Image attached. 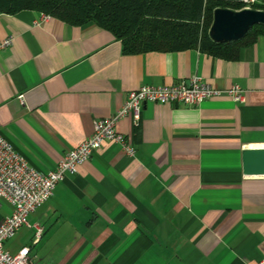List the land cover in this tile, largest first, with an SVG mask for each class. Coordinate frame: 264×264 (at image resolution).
<instances>
[{
  "label": "crops",
  "instance_id": "obj_1",
  "mask_svg": "<svg viewBox=\"0 0 264 264\" xmlns=\"http://www.w3.org/2000/svg\"><path fill=\"white\" fill-rule=\"evenodd\" d=\"M6 38L13 42L0 51V133L42 173L141 86L198 75L215 88L245 91L243 102L146 103L138 126L131 117L117 122L135 156L105 141L58 184L30 216L45 227L32 248L37 264L264 261V176L243 172V151L264 147V35L237 60L198 49L128 54L94 23L74 26L24 10L0 13ZM0 203L1 222L13 207ZM33 234L20 229L5 249L31 246Z\"/></svg>",
  "mask_w": 264,
  "mask_h": 264
},
{
  "label": "built area",
  "instance_id": "obj_2",
  "mask_svg": "<svg viewBox=\"0 0 264 264\" xmlns=\"http://www.w3.org/2000/svg\"><path fill=\"white\" fill-rule=\"evenodd\" d=\"M257 1L242 0L244 8H251ZM48 17L43 14V19ZM12 42V38L0 40V51L10 47ZM223 96L231 97L235 102H243L245 91L239 84L227 89L215 88L198 75L192 76L187 83L141 86L128 93L124 105L115 115L95 121L92 135L77 148L68 151L56 168L47 173L31 167L25 157L0 133V199L6 200L13 207L11 215L0 222V264H37L32 248L41 240L45 227L32 225L30 216L50 199L58 184L68 175L76 174L78 167L89 161L105 141L119 145L128 157L135 156L134 145L116 130L117 122L131 117L134 125L138 126L146 103L198 106L208 99ZM24 227L34 228L32 245H26L16 253L6 250V241ZM260 264H264V261Z\"/></svg>",
  "mask_w": 264,
  "mask_h": 264
},
{
  "label": "trees",
  "instance_id": "obj_3",
  "mask_svg": "<svg viewBox=\"0 0 264 264\" xmlns=\"http://www.w3.org/2000/svg\"><path fill=\"white\" fill-rule=\"evenodd\" d=\"M242 0H0V13L40 12L70 25L94 23L110 31L128 54L198 49L237 60L264 35L256 25L241 40L217 43L209 36L217 8L241 10ZM251 8L264 11V0Z\"/></svg>",
  "mask_w": 264,
  "mask_h": 264
},
{
  "label": "water",
  "instance_id": "obj_4",
  "mask_svg": "<svg viewBox=\"0 0 264 264\" xmlns=\"http://www.w3.org/2000/svg\"><path fill=\"white\" fill-rule=\"evenodd\" d=\"M256 25L264 26L263 10L217 8L209 36L217 43H231L243 39ZM243 172L246 176H264V147L243 151Z\"/></svg>",
  "mask_w": 264,
  "mask_h": 264
},
{
  "label": "rangeland",
  "instance_id": "obj_5",
  "mask_svg": "<svg viewBox=\"0 0 264 264\" xmlns=\"http://www.w3.org/2000/svg\"><path fill=\"white\" fill-rule=\"evenodd\" d=\"M17 238H18V234H17V236H16L12 241L17 240ZM12 241H10V242H12ZM15 243H16V242H15Z\"/></svg>",
  "mask_w": 264,
  "mask_h": 264
}]
</instances>
